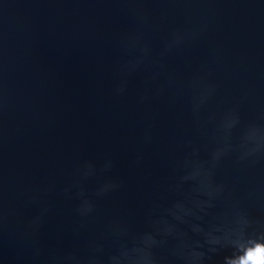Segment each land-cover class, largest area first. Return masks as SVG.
Here are the masks:
<instances>
[{"label":"water","instance_id":"water-1","mask_svg":"<svg viewBox=\"0 0 264 264\" xmlns=\"http://www.w3.org/2000/svg\"><path fill=\"white\" fill-rule=\"evenodd\" d=\"M261 234L264 0H0V264H224Z\"/></svg>","mask_w":264,"mask_h":264},{"label":"clouds","instance_id":"clouds-1","mask_svg":"<svg viewBox=\"0 0 264 264\" xmlns=\"http://www.w3.org/2000/svg\"><path fill=\"white\" fill-rule=\"evenodd\" d=\"M238 223L241 225L239 228V234L243 236L248 221L241 217ZM196 231H199V229H196ZM216 231H219V229ZM207 235V242L210 245L215 246L221 245L222 243H228L225 238L214 236L211 232ZM149 241H151V238H149ZM233 244L237 247V251L231 256L225 257L224 264H264V234L255 237H244L243 242L239 243L238 246L236 245V242H233ZM210 251H215V248H211ZM249 253L252 254V259L248 258ZM192 255L196 259H201L204 254L201 252H194Z\"/></svg>","mask_w":264,"mask_h":264}]
</instances>
